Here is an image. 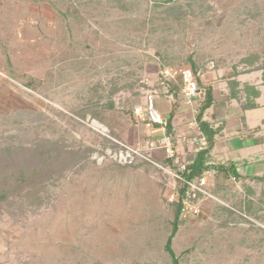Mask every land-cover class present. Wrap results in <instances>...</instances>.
I'll return each mask as SVG.
<instances>
[{"label":"rangeland","instance_id":"obj_1","mask_svg":"<svg viewBox=\"0 0 264 264\" xmlns=\"http://www.w3.org/2000/svg\"><path fill=\"white\" fill-rule=\"evenodd\" d=\"M164 68L264 70V0H0V264H173L181 183L133 114L174 107ZM212 192L180 264H264V221Z\"/></svg>","mask_w":264,"mask_h":264},{"label":"crops","instance_id":"obj_2","mask_svg":"<svg viewBox=\"0 0 264 264\" xmlns=\"http://www.w3.org/2000/svg\"><path fill=\"white\" fill-rule=\"evenodd\" d=\"M233 80L239 84H232L230 81ZM221 82H210L215 99L204 114V119L213 128L220 129L206 161L210 166V170L205 172L210 177V190L230 204L243 206L246 217L251 220L264 221V70L244 71ZM159 92L165 96L170 95L167 97L172 99V94L161 89ZM203 95L201 90L191 103H187L183 93L179 95V100L184 102H179L181 106L172 121L171 136L174 139L178 135L181 137L182 143L177 145L175 156L180 162L191 163L197 157L198 150L193 138L200 130L195 120V111ZM164 101H155L154 97L158 111L168 116L172 107L168 111L163 109L161 106H165ZM155 127L153 134L147 128L144 135L153 140L163 138V128ZM157 150V155L166 156L163 149ZM231 182L240 189V195L224 190Z\"/></svg>","mask_w":264,"mask_h":264},{"label":"built area","instance_id":"obj_3","mask_svg":"<svg viewBox=\"0 0 264 264\" xmlns=\"http://www.w3.org/2000/svg\"><path fill=\"white\" fill-rule=\"evenodd\" d=\"M160 75V86L161 90L169 94L168 81L178 80L180 78L181 88L184 97L186 98L187 103H191L193 98L199 94L201 91L198 81L196 80L195 75L191 69L185 70H173L164 68L161 70ZM197 112V109L196 111ZM134 113L137 117L148 119L151 123L164 124L166 118L162 115L155 106L154 102V93H149L145 104H139L134 107ZM165 136L159 140H153L147 138L144 144L135 151L139 152L147 159L153 162L149 156L142 152H149V150L163 149L166 154V158L176 156L177 153V144L181 142V137L178 136L176 139L172 137V133H167L165 127H162ZM193 142L196 144L197 150H201L208 146V141L206 137L200 132L198 135L194 136ZM187 162H180L175 159L173 165H170L171 173L180 181V188L184 189V193L181 195V218L187 219L190 215L200 214L201 204L204 199L211 197V191H209V182L207 173L194 178L188 179L182 175V172L187 167ZM234 181H237L236 177H233ZM264 227V224H263Z\"/></svg>","mask_w":264,"mask_h":264},{"label":"trees","instance_id":"obj_4","mask_svg":"<svg viewBox=\"0 0 264 264\" xmlns=\"http://www.w3.org/2000/svg\"><path fill=\"white\" fill-rule=\"evenodd\" d=\"M171 1V0H168ZM245 61L248 63L252 64L253 61L249 58H247ZM193 68L195 69V74H196V65L193 64ZM257 68V67H256ZM259 69V68H258ZM241 73V72H238ZM197 79V77H196ZM198 84L201 90H203V96L200 98V104L197 108V112L195 114V120L197 123V126L200 130V132L206 137L208 141V146L206 148H203L198 151L196 159L187 164L186 169L182 172V175L188 179H194L197 178L201 175H203L206 171L210 170V166L207 165V157L209 155V152L211 149L214 147L215 144V136L220 130L219 128H213L209 122H207L204 119V114L206 110L211 107V105L214 102L215 96H214V88L212 85H205L200 78L197 79ZM234 85H238L239 82L236 80L230 81ZM181 81L180 78L178 80H170L168 81V89H169V94H172L175 98L174 101V107L172 108V111L168 114V116H165L166 121L164 124H159V123H154V125L165 127L167 133H172L173 132V124L172 121L176 115V110H177V102L179 99L180 94H182V88H181ZM113 106V105H112ZM133 114L135 116L134 110ZM146 123H151L148 119L145 120ZM175 162V156L173 157H168L166 158V164L173 165ZM184 193V189L180 188L179 189V197L178 200L176 201L177 204V211L175 215V219L173 221V229L170 234V236L167 239L166 243V250L170 253V255L173 258V264H180L179 258L177 257L175 250L173 248V239L177 235L180 227V221L182 220L181 218V195Z\"/></svg>","mask_w":264,"mask_h":264},{"label":"water","instance_id":"obj_5","mask_svg":"<svg viewBox=\"0 0 264 264\" xmlns=\"http://www.w3.org/2000/svg\"><path fill=\"white\" fill-rule=\"evenodd\" d=\"M204 93V92H203Z\"/></svg>","mask_w":264,"mask_h":264}]
</instances>
